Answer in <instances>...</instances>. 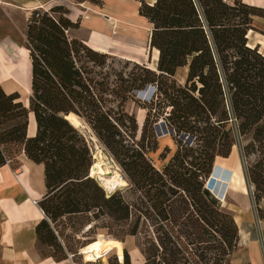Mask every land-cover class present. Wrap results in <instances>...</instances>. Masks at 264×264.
<instances>
[{"label": "trees", "instance_id": "16d2710c", "mask_svg": "<svg viewBox=\"0 0 264 264\" xmlns=\"http://www.w3.org/2000/svg\"><path fill=\"white\" fill-rule=\"evenodd\" d=\"M232 1V5L227 0L141 3L139 13L152 24L149 45L159 52L157 66L135 63L143 74L120 78L109 91L123 108L127 100H134L145 109L139 134L133 114L122 108L118 117H112L113 109L101 104L99 92H106L109 84L83 76L85 67L76 64L73 44L96 59L107 54L67 38L66 31L76 26L66 16L68 9L54 5L32 11L25 43L31 59L28 107L18 100V93L6 94L0 87V166L9 161L13 148L18 149L16 157L24 152L43 165L46 192L38 205L44 218L35 226L43 255L56 261L67 258L51 223L74 216L88 226L87 231L105 229L117 238L153 226L152 233L147 229L138 241L142 264H225L224 257L232 256L237 225L233 216L221 211L205 182L215 158L229 155L235 133L250 136L243 151L246 158L254 157L247 162L245 179L252 185L254 202L264 199V56L257 46L247 44L246 36L253 29L251 17L260 10ZM183 67L185 78L180 82L176 73ZM148 85L152 90L140 97ZM71 112L84 118L142 199L130 203L120 190L106 194L89 175L90 149L74 127L78 126L74 119L79 120ZM30 113L36 132L28 137ZM159 119L173 130L176 145L161 170L147 157L156 149L155 137L152 147L146 145L156 134ZM123 120L139 137L138 144L133 142L137 148L119 131ZM258 217H264V210L258 209ZM189 226L201 228L199 233L206 232L213 240L194 236ZM39 245L55 248L44 254ZM107 264L133 263L124 248L121 259L114 255Z\"/></svg>", "mask_w": 264, "mask_h": 264}, {"label": "crops", "instance_id": "0c3cea01", "mask_svg": "<svg viewBox=\"0 0 264 264\" xmlns=\"http://www.w3.org/2000/svg\"><path fill=\"white\" fill-rule=\"evenodd\" d=\"M155 1L0 0L1 89L6 94L18 93V100L28 107L31 94V59L25 46L28 20L34 9L48 10L54 5L65 6L67 18L76 24L66 31L70 37L95 51L155 69L159 52L149 45L152 24L139 13L142 2L153 5ZM241 1L260 10L252 16L256 28L250 29L246 36L247 44L257 46L264 56V0ZM185 72L186 68L179 69L178 81L183 82ZM124 110L133 114L139 126L142 125L144 108L134 100H127ZM32 117L30 113L28 137L34 135ZM156 142L157 156L167 148L168 160L176 148L173 138L163 134L157 136ZM15 160L0 166V264H81L69 259L56 261L40 252L35 226L44 218L38 205L46 192L44 168L24 152ZM166 162L160 161L161 166ZM213 171L222 175L230 172L224 188H218L222 191V197L218 199L237 225L238 240L231 256L232 264H264V217H258V209L264 210V199L254 202L252 186L244 178L237 150L232 147L227 157L217 156L211 173ZM238 173V184L233 186Z\"/></svg>", "mask_w": 264, "mask_h": 264}, {"label": "rangeland", "instance_id": "374dc122", "mask_svg": "<svg viewBox=\"0 0 264 264\" xmlns=\"http://www.w3.org/2000/svg\"><path fill=\"white\" fill-rule=\"evenodd\" d=\"M229 4H233L232 0H227ZM42 10V9H40ZM59 13H56L55 15H58ZM252 28H256V26H253L252 17H251V23ZM252 30V29H251ZM258 30V29H255ZM249 31V30H248ZM67 38L70 39V34L67 35ZM26 43V38H25ZM76 49L75 53V61L76 64L83 65L86 69V72L83 73V76L92 78L94 81H100L104 80L107 82L108 90L106 92H99L102 96L101 104L104 106L105 109H113L111 112L112 117H118L120 111H122V105H119L118 101L114 99L113 95L109 93L111 89L116 87L120 82V78H123L127 80L128 77H132L134 75L143 74L141 71V68H138V66L135 64V62L128 61L124 58H120L114 55H105L104 57L94 58L90 57V55L86 52L85 49L81 47V45L73 44L72 45ZM145 67L149 68L146 64H144ZM141 67V66H139ZM176 78H179V69L176 73ZM93 84V83H92ZM126 84V81H124V85ZM96 87V85H95ZM96 91V88L93 89ZM124 105V104H123ZM124 110V108H123ZM72 114L76 115L75 113L71 112ZM68 116V115H67ZM79 122L74 119V122L78 125H74L79 132H81L90 149L91 153V166L93 164H99V167L101 168L102 172L100 174L93 173L91 174V167L89 168V175L94 177L95 180L100 184L102 189L105 191L106 194H110L116 190H120L124 196V198L130 202L133 203L136 199H142V194L139 191H135L133 189V186L129 183L124 171L120 167V165L117 163V161L114 159L110 151L104 146V144L96 137L88 123L84 120V118L80 115H76ZM30 124V123H29ZM28 124V126H29ZM82 126V127H81ZM31 129H34V134L36 132V122L35 119L32 117L31 120ZM141 126L138 129V134L141 132ZM33 130H31L32 133ZM119 131L121 132L122 136L126 139V142H129L130 145L132 144V147L137 148L135 143H139V137L135 138V133L133 129H130L129 123L125 120H123V125L119 127ZM171 136V135H170ZM157 138V134L153 135L152 137H148V140H146V145L149 147L153 146L154 138ZM234 143L232 147L237 150V152L240 155L241 158V165L243 168V174L245 176V168L248 161H252L254 155H250L249 157L244 156L243 147L244 145L250 140V136H239L237 133L234 134ZM148 141V143H147ZM231 147V148H232ZM156 150V149H155ZM150 151L148 153V159L152 163V165L159 170L162 169L163 166H161L160 161H168V153L166 149H164L161 154L165 157L161 159V155L159 154L157 156L156 151ZM18 152V149L13 148L12 152L9 153V160L14 163L16 161L15 157ZM238 171V170H237ZM210 177V176H209ZM208 177V179H209ZM245 178V177H244ZM208 179L205 182V185L207 187ZM239 180V173L238 177L236 178V181L234 182L233 186H236L238 184ZM246 180V179H245ZM252 186V185H250ZM210 189V188H209ZM218 199V198H217ZM220 202V200L218 199ZM220 209L223 213L232 216V214L225 209L220 202ZM223 220H227V217H223ZM93 223V222H92ZM100 223V222H97ZM151 223V222H150ZM57 234V239L60 242V249L62 252L67 256L66 259L73 260L74 262H78L81 264H107L108 259L110 257H113L116 255L119 259L122 258V250L125 248L128 253L130 260L133 264H142L144 261L143 255L139 252L138 248V241L141 239L143 232H146L148 229L150 234L152 233L153 226L140 227L141 233H138L136 235H127V236H120L119 238L114 237L112 234L107 233V230L105 229H98L96 232L94 230L87 231L86 227L87 225H84L80 223L79 217L74 216H67L65 218H60L59 220H56V222L51 223ZM190 231L194 234V236L202 237V239H207L212 241V237L208 233H199L201 228H193L190 227ZM87 232H84V231ZM187 234V233H186ZM188 235V234H187ZM193 237V236H192ZM101 240L102 243L104 241L112 242L111 248L108 250H105L101 253V255L98 258H95L94 260H88L85 258L84 254L80 253L81 247H83L85 244L93 241V240ZM188 240H190L188 238ZM115 242V243H114ZM119 246H117V244ZM202 246H210V244L207 245L205 242L200 243ZM102 245L105 246V243ZM40 249L43 251L44 254H48L54 251L55 247L47 246V245H39ZM117 246V247H116ZM237 246V242H236ZM106 248V246L104 247ZM71 255L72 257H69ZM224 260L225 264H231L229 255H226Z\"/></svg>", "mask_w": 264, "mask_h": 264}, {"label": "bare ground", "instance_id": "6f19581e", "mask_svg": "<svg viewBox=\"0 0 264 264\" xmlns=\"http://www.w3.org/2000/svg\"><path fill=\"white\" fill-rule=\"evenodd\" d=\"M78 125H80V123H78ZM90 170H91V174L93 173L100 174L102 172L101 168L99 167V164H94V166L92 165ZM101 240L99 239L95 240L94 242L82 247L80 250V253L84 254L85 258L88 260H94L95 258H98L102 252H104L105 250H108L112 246V242L104 241L103 243H105V246H106V248H104L105 246L102 245L103 243ZM117 246L119 245L117 244Z\"/></svg>", "mask_w": 264, "mask_h": 264}, {"label": "water", "instance_id": "95a60500", "mask_svg": "<svg viewBox=\"0 0 264 264\" xmlns=\"http://www.w3.org/2000/svg\"><path fill=\"white\" fill-rule=\"evenodd\" d=\"M156 130H157V136H160V135L167 133V131L165 129V125L163 123L156 125ZM169 134H171V131H169ZM229 176H230V172H228V171H227L226 175L218 174V172L215 173L214 171L210 174V177H209L208 183H207V187L212 189L213 193L219 199L222 197V191H219L218 188H219V186L224 188L227 180L229 179Z\"/></svg>", "mask_w": 264, "mask_h": 264}, {"label": "built area", "instance_id": "2783aa9c", "mask_svg": "<svg viewBox=\"0 0 264 264\" xmlns=\"http://www.w3.org/2000/svg\"><path fill=\"white\" fill-rule=\"evenodd\" d=\"M152 90V86H147L146 88H145V90L144 91H142V92H140L139 93V96L141 97H144L147 93H149L150 91ZM160 123H163L164 125H165V129H166V131H167V135H172L174 132H173V130H171V129H169L167 126H166V124H165V122H164V120L163 119H159L158 120V122L156 123V125H159ZM162 129V128H161ZM169 131H171V134H169ZM156 134H157V130H156ZM182 137L184 138V139H187V140H189V136H187V135H182ZM208 188V187H207ZM209 189V188H208ZM212 193H213V191H212V189H209ZM214 194V193H213ZM214 196L216 197V195L214 194ZM217 198V197H216ZM69 257H71V255H69Z\"/></svg>", "mask_w": 264, "mask_h": 264}]
</instances>
